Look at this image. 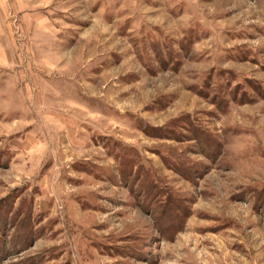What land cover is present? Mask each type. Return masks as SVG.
<instances>
[{
	"label": "rangeland",
	"instance_id": "1",
	"mask_svg": "<svg viewBox=\"0 0 264 264\" xmlns=\"http://www.w3.org/2000/svg\"><path fill=\"white\" fill-rule=\"evenodd\" d=\"M0 264H264V0H0Z\"/></svg>",
	"mask_w": 264,
	"mask_h": 264
}]
</instances>
